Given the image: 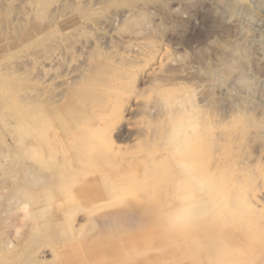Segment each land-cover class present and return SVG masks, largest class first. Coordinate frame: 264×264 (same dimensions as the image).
Instances as JSON below:
<instances>
[{"label": "rangeland", "instance_id": "obj_1", "mask_svg": "<svg viewBox=\"0 0 264 264\" xmlns=\"http://www.w3.org/2000/svg\"><path fill=\"white\" fill-rule=\"evenodd\" d=\"M188 3L0 0V264H19L29 249L39 264H195L202 226L211 229L223 220L202 223L190 235L162 226V210L171 201L155 165L167 158L169 121L180 114L205 124L199 127L195 157L202 171L219 183L225 207L227 181L230 171L234 173L236 217L223 229L242 225L243 192L252 184L255 188L264 154V141L248 144L244 130L248 113L264 122L258 82L264 78V38L255 34L248 42L251 14L238 12L239 24L224 32L208 21L214 0ZM226 42L235 43L236 50L233 58L221 62L215 52ZM125 43L146 52L134 57L124 52ZM150 47L157 54H149ZM244 48H250L251 58L240 84L233 80L239 74V49ZM115 59L131 62L132 69L119 82L124 88L114 102L104 107V122L92 127L104 143L90 136L91 127L73 115L70 105L93 82L95 64ZM158 62L163 73L157 76L156 71L147 79ZM211 65L218 67L215 73L208 70ZM81 128L87 132L82 153L75 152L72 139ZM27 172L42 182L26 183ZM51 172L61 177L57 186L51 183ZM135 206L146 211L143 217L134 213ZM202 241L207 249L213 245L207 238Z\"/></svg>", "mask_w": 264, "mask_h": 264}, {"label": "bare ground", "instance_id": "obj_2", "mask_svg": "<svg viewBox=\"0 0 264 264\" xmlns=\"http://www.w3.org/2000/svg\"><path fill=\"white\" fill-rule=\"evenodd\" d=\"M185 3L187 4L188 2L192 1L189 0L187 2V0H184ZM193 3V2H192ZM182 4V3H181ZM189 4V3H188ZM194 4V3H193ZM192 4V6H193ZM42 5V4H41ZM191 6V5H190ZM188 6V7H190ZM191 6V7H192ZM186 7V5H185ZM190 7V8H191ZM193 8V7H192ZM41 12V11H40ZM248 13L251 14L253 16V23H252V28L247 32L246 38L248 39L249 43H252L254 40V37L256 36L255 34H258L259 36H261L262 38H264V0H214V4L211 7V10L209 12V23L210 25L213 26H217V27H221L223 28V31L226 32L227 30H232L236 24L238 22L239 17L237 18V13ZM238 13V14H239ZM245 15V14H244ZM243 15V16H244ZM251 16V17H252ZM120 17V16H119ZM242 17V16H241ZM240 21V19H239ZM242 23V22H241ZM131 25V24H130ZM212 28V27H211ZM214 28V27H213ZM232 28V29H231ZM238 28V27H237ZM137 29V28H135ZM143 29V27H142ZM148 29V28H146ZM138 30V29H137ZM212 30V29H211ZM215 30V28H214ZM236 30V29H235ZM238 30V29H237ZM236 30V32H238ZM136 31V30H133ZM149 31V30H148ZM147 31V32H148ZM140 33V31H138ZM146 32L143 31V33H141L140 35H144V33ZM155 32V31H154ZM240 32H242L240 30ZM238 32V33H240ZM244 32V30H243ZM246 33V32H244ZM133 33V32H131ZM135 35L137 33L134 32ZM133 33V34H134ZM137 33V34H139ZM132 34V35H133ZM147 34V33H145ZM150 34V32H149ZM230 34V33H229ZM241 34V33H240ZM239 34V35H240ZM131 37L133 39H135L136 37ZM139 35V36H140ZM238 35V34H237ZM236 35V36H237ZM128 36V35H127ZM258 36V37H259ZM145 37V36H144ZM243 37V35H242ZM126 38V37H125ZM139 38V37H137ZM66 40V39H65ZM137 40V39H136ZM246 40V39H245ZM111 42V41H110ZM109 42V43H110ZM264 42V41H263ZM227 43V42H226ZM225 43V44H226ZM103 44H106L105 42ZM123 44V42H122ZM126 44V43H125ZM124 44V45H125ZM135 44V43H134ZM138 44H140L138 42ZM137 44V45H138ZM237 44V43H236ZM106 46V45H105ZM145 46V45H144ZM218 46V45H217ZM235 43H227L225 45L224 48H220L222 50H219L218 52H215L216 56L219 57V61H226L228 59L233 58V54L235 53ZM243 47H246L243 46ZM216 48V47H215ZM124 52L127 54H133L134 57L137 56H141L144 54L145 49L142 48H138V50H134L132 49V47L130 45H125L123 47ZM240 53L239 56H237L236 61L238 63L239 66V74H237L236 77H234V82L236 83H244L245 81V77L243 76V73L245 72V69L248 67V60H250V55H251V50L250 48H244V49H239ZM217 51V50H215ZM149 54H155L156 51H153L150 47V50L148 52ZM214 53V52H213ZM238 53V52H237ZM95 54V53H94ZM157 54V53H156ZM258 55V54H257ZM99 56V55H98ZM111 62H97L95 64V66L93 67V72H95L96 77L94 76L92 79L93 82L86 84L83 88V91L81 92V95L77 98V99H73L71 100V105H70V110L73 112V115L75 117H78L80 119H82V121L84 123H86L87 125H89L91 127V137L92 138H96L98 139L100 142H102V137H101V133H99L96 128V131L92 129V127L94 125H96L99 121H103L105 120V111H104V107L107 105L108 102H114L115 100V94L118 91H122V89L124 88L123 83L121 85H119V82H123L124 79L127 77L128 73L131 71L132 69V64L129 61H125L123 59L120 60H110ZM164 61V60H163ZM218 61V62H219ZM253 61V60H252ZM259 61V60H258ZM229 62V61H228ZM251 62V61H250ZM249 62V63H250ZM220 63V62H219ZM256 63V62H255ZM212 64V63H211ZM229 64V63H228ZM251 64V63H250ZM225 65V64H224ZM220 66V65H219ZM161 67V63L158 62V65L156 68L151 69L149 74H146L145 76L147 77V79L149 77H151V73L157 76H160L163 73V70L160 68ZM250 67V66H249ZM217 66L216 65H211L209 66L208 70L210 72H216L215 70H217ZM221 68V66H220ZM247 71V69H246ZM148 72V70L146 71ZM166 72V71H165ZM168 73H170L168 71ZM263 74V73H262ZM154 75V76H155ZM245 75V74H244ZM144 77V76H143ZM263 78V77H262ZM82 80V79H81ZM109 81H114L113 84H110ZM143 81V80H142ZM98 82V83H97ZM118 82V83H117ZM261 84V91H260V95H259V101L261 103H264V78L262 81H258ZM115 83H117L118 85H116ZM168 96V95H167ZM170 98V97H168ZM113 99V100H112ZM170 104V103H169ZM177 105V104H176ZM258 105V104H257ZM93 106V107H92ZM257 107V106H256ZM153 109V108H152ZM135 112V111H134ZM227 112V111H226ZM259 114V113H258ZM209 116V115H208ZM167 117V116H165ZM72 118V117H71ZM167 120V119H166ZM64 121V120H63ZM66 122V121H65ZM244 122H245V136H246V141L248 144H251L254 141H259L262 140L264 141V122H258L257 118L255 117V115H253L252 113H248L245 115L244 118ZM68 124V123H67ZM79 124V123H78ZM201 124V123H200ZM199 127L202 128L203 123L200 125ZM70 127V126H69ZM74 129V128H73ZM100 129V128H99ZM204 129V128H203ZM200 130V129H199ZM206 131V130H205ZM154 132V131H153ZM208 132V131H207ZM85 133L86 130L81 128L78 130V133L76 135H72V139H73V148L75 149V152L82 151V147H86L87 143L86 141H84L85 139ZM206 133V132H205ZM71 134V133H70ZM203 134V133H202ZM209 134V132L207 133ZM207 134L206 137L208 136ZM89 135V134H88ZM150 136V135H149ZM68 137V135H67ZM55 138V137H54ZM204 138V137H203ZM208 138V137H207ZM206 138V139H207ZM199 139V138H198ZM150 140V139H149ZM220 140V139H219ZM56 141V140H55ZM104 142V141H103ZM105 143V142H104ZM248 146V145H247ZM249 147V146H248ZM196 149H199L198 147ZM72 150V148H71ZM264 150V149H263ZM78 152V153H79ZM199 152V151H198ZM262 152V151H261ZM260 152V153H261ZM82 153V152H81ZM209 153V152H208ZM76 155V154H74ZM79 157V156H78ZM262 158L260 159V165H261V174L258 177L259 180L256 183V186H254L255 188L252 189V186L254 184H252V186H250L251 188H248L246 190H244L243 192V198L244 201L246 203V208L244 211V218H243V223L240 227H234V228H229V229H223L225 228L229 223H232L236 217L235 215V198H236V194H235V177H234V173L233 171H230V175H229V181H227L230 185L229 187V194H228V205L225 207L224 212L218 216L217 218L214 219V222H219L220 219L223 220V223L221 225H217L218 223L215 224V226H213L210 230L209 229H203L202 226V230L200 231V236H201V240L198 241L199 245H198V252L196 254V259H195V264H264V154H262L261 156ZM80 158V157H79ZM115 158H117L115 156ZM75 159V158H74ZM100 160V158H99ZM110 160V159H109ZM119 160V159H118ZM150 161V160H149ZM213 162V161H212ZM66 163V162H65ZM104 163V162H103ZM111 163V162H110ZM126 163V162H125ZM129 163V162H128ZM105 164V163H104ZM117 164V163H116ZM116 164H113L114 166ZM147 164V163H146ZM64 165V164H63ZM249 165V164H247ZM56 166V165H55ZM122 166V165H121ZM148 166V165H146ZM246 166V165H244ZM250 166V165H249ZM247 166V167H249ZM50 167V166H49ZM134 167V166H133ZM52 168V167H51ZM123 168V167H122ZM62 169V168H61ZM87 170V169H86ZM150 170V169H149ZM152 170V169H151ZM156 170V169H155ZM57 171V170H56ZM25 172V171H24ZM34 173V172H32ZM74 173V172H73ZM81 174H83L81 171L79 172ZM87 173V172H86ZM51 177V183L52 181L55 183L54 185L57 186V184L62 181L60 180V178L56 175V173H48ZM66 173H64L65 175ZM129 171H128V177H129ZM255 174V173H254ZM31 173L25 175L24 181L28 184L31 183V185H33V181H35L37 184H39L38 182H42V178H36L37 181L35 180V177L37 176L35 174V177H30ZM34 175V174H33ZM61 175V174H60ZM64 175L62 174V176L64 177ZM74 175V174H73ZM72 175V176H73ZM76 175V174H75ZM107 175V174H106ZM149 175V174H147ZM23 176V177H24ZM96 176V175H95ZM131 176V175H130ZM158 176V175H157ZM242 176V175H241ZM40 177V176H39ZM79 177V176H78ZM82 177V176H81ZM80 177V178H81ZM65 178V177H64ZM127 178V176H126ZM40 179V180H39ZM50 179V178H49ZM47 179V180H49ZM75 179V178H74ZM86 179V178H85ZM218 179V178H217ZM156 180V179H154ZM242 180V178H241ZM250 180V179H249ZM253 181L255 180L252 179ZM44 181V180H43ZM83 181V180H82ZM95 181V180H94ZM34 182V183H35ZM47 182V181H46ZM50 182V180L48 181ZM64 182V181H63ZM131 182V181H130ZM129 182V183H130ZM255 182V181H254ZM50 183V184H51ZM94 183V182H93ZM97 185V182L94 183ZM93 184V185H94ZM151 184V181H150ZM53 185V184H52ZM53 185V186H54ZM66 185V184H64ZM79 185V184H78ZM82 185V184H81ZM153 185V184H152ZM162 185V184H161ZM71 186V185H70ZM95 186V185H94ZM110 186V185H109ZM62 187L64 188V186L62 185ZM72 187V186H71ZM76 187H78L76 185ZM82 187V186H81ZM126 187V186H125ZM106 188V187H104ZM148 188V187H147ZM223 188V187H222ZM70 189V188H69ZM68 190V189H67ZM112 190V189H110ZM131 190V189H129ZM70 191V190H69ZM68 191V192H69ZM73 191V190H72ZM105 191V190H104ZM149 191V190H148ZM154 191V189H153ZM222 191V190H221ZM111 192V191H110ZM71 193V192H70ZM111 194V193H110ZM138 194V193H137ZM98 195V194H97ZM104 195V194H103ZM106 195V194H105ZM104 195V196H105ZM99 196V195H98ZM101 196V195H100ZM225 196H223L224 198ZM13 199V198H12ZM127 200V199H126ZM145 200V199H144ZM169 200V199H168ZM136 201V200H135ZM147 201V200H146ZM141 202V200H140ZM152 202V201H149ZM2 203H5L2 202ZM117 203V202H116ZM115 203V204H116ZM120 203V202H119ZM123 203V202H122ZM113 203V205H115ZM130 204V203H129ZM145 204V203H144ZM143 204V205H144ZM150 204V203H149ZM153 204V203H152ZM112 205V206H113ZM119 205V204H116ZM128 205V204H127ZM146 205V204H145ZM166 205V203H165ZM111 206V205H110ZM132 206V205H131ZM163 206V205H161ZM128 207V206H126ZM134 207V206H133ZM136 207V206H135ZM140 207L142 208L143 206L140 205ZM155 207H156V203H155ZM129 208V207H128ZM139 207L134 208V213L140 217H143L145 215V212L143 209H141ZM146 208V207H145ZM149 208V207H148ZM126 209V208H125ZM160 210V209H158ZM75 211V210H74ZM73 211V212H74ZM112 211V210H111ZM150 211V210H149ZM161 211V210H160ZM1 212V211H0ZM111 213V212H110ZM108 213V214H110ZM116 213V212H115ZM132 213V212H131ZM160 213V212H159ZM156 214V213H155ZM112 215V214H111ZM119 215V214H118ZM121 215V214H120ZM125 215V214H124ZM148 215V214H146ZM106 216V215H105ZM117 216V215H116ZM157 216V215H156ZM123 217V216H120ZM117 217V218H120ZM89 218V217H88ZM87 218V219H88ZM109 218L111 219L112 216H109ZM116 218V217H115ZM127 219V217H125ZM124 218V219H125ZM137 218V217H135ZM154 218V217H153ZM156 218V217H155ZM91 219V218H90ZM123 219V218H122ZM125 219V220H126ZM129 219V218H128ZM139 219V217L137 218ZM160 219V218H159ZM107 220V218H106ZM114 221V216L113 219H111ZM118 220V219H117ZM116 220V221H117ZM131 220V219H130ZM145 221V219H143ZM150 220V218H149ZM155 220V219H154ZM88 221V220H87ZM119 221H121L119 219ZM108 222V220H107ZM118 222V221H117ZM131 222V221H130ZM137 222V220H136ZM147 222V221H146ZM213 222V221H212ZM110 223V222H109ZM112 223V222H111ZM115 223V222H114ZM119 223V222H118ZM138 223V222H137ZM121 224V223H119ZM159 224V223H158ZM111 225V224H110ZM109 225V227H110ZM141 225V223H140ZM149 225V223L147 224ZM155 225V224H154ZM161 225V224H160ZM159 225V226H160ZM84 226V225H83ZM114 226V225H112ZM119 226V225H118ZM143 226V225H142ZM146 226V225H145ZM150 226V225H149ZM163 226V225H162ZM89 227V226H88ZM140 227V226H138ZM112 228V227H111ZM150 228V227H149ZM159 228V227H158ZM157 230H161L158 229ZM200 228V227H198ZM143 230V228H142ZM156 230V229H155ZM152 231V230H151ZM160 233V231H158ZM198 232V231H197ZM70 233V232H69ZM155 233V232H154ZM157 233V232H156ZM162 234V233H161ZM160 234V235H161ZM166 233H163L161 237H163V235H165ZM170 234V233H169ZM180 234V233H179ZM189 234V232H188ZM187 234V236H188ZM122 235V234H121ZM148 235V234H147ZM144 235V238L145 236ZM168 235V234H167ZM173 235V234H172ZM177 235V234H176ZM175 235V236H176ZM190 235V234H189ZM194 235V234H191ZM151 236V235H150ZM174 236V238H175ZM181 236L183 237L184 235L181 234ZM195 236V235H194ZM158 237V236H157ZM171 238V236H169ZM168 237V238H169ZM193 236H191L192 238ZM71 238V237H70ZM160 238V236H159ZM168 238H163L164 239V243H165V239ZM199 238V237H198ZM207 238L208 243H213L212 248L211 246L209 247V249H207L204 246V242L202 241V239ZM132 239V238H130ZM143 239V238H142ZM147 239V238H146ZM154 239V238H153ZM158 239V238H157ZM162 238H160L161 240ZM173 240V238H171ZM188 239V238H187ZM190 239V238H189ZM211 239V241L209 240ZM159 240V241H160ZM172 240L170 242H172ZM175 240V239H174ZM180 240V239H178ZM186 240V239H184ZM147 241V240H145ZM168 241V242H169ZM130 242V241H129ZM150 242V241H149ZM147 242V243H149ZM152 242V241H151ZM166 242V243H168ZM175 242V241H174ZM173 242V243H174ZM180 242V241H179ZM126 243V242H125ZM131 243V242H130ZM179 244V243H178ZM186 244V243H185ZM129 245V244H128ZM140 245V244H139ZM151 245V244H150ZM159 245H162L161 243H159ZM173 245V244H172ZM135 246V245H134ZM134 246H130V247H134ZM138 246V245H137ZM163 246V245H162ZM152 247V246H151ZM177 248V247H176ZM146 249V248H145ZM149 249V248H148ZM155 251V250H154ZM169 251V250H168ZM175 251V250H174ZM196 251V250H195ZM136 252V251H135ZM143 252V251H142ZM150 253V252H149ZM157 253V251L155 252ZM138 254V253H137ZM154 254V253H153ZM178 254V253H177ZM133 255H135L133 253ZM144 256V255H143ZM160 257V256H159ZM98 258V257H96ZM95 258V259H96ZM132 259V258H131ZM131 259H129L131 261ZM165 259V257H164ZM177 259V258H176ZM148 260V259H147ZM151 260V259H150ZM161 260V259H160ZM169 260V259H168ZM19 264H39V258L36 256V252L33 251L32 249L30 250H26L24 252H22V254L20 255L19 259ZM112 261V260H111ZM127 261V260H126ZM133 261V260H132ZM15 262V261H14ZM128 262V261H127ZM173 262V261H172ZM118 263V262H117ZM129 263V262H128ZM167 263V262H166ZM174 263V262H173ZM188 263V262H187ZM15 264V263H14ZM100 264V263H99ZM135 264V263H134ZM143 264V263H142Z\"/></svg>", "mask_w": 264, "mask_h": 264}, {"label": "clouds", "instance_id": "obj_3", "mask_svg": "<svg viewBox=\"0 0 264 264\" xmlns=\"http://www.w3.org/2000/svg\"><path fill=\"white\" fill-rule=\"evenodd\" d=\"M168 127L164 141L167 158L155 165L171 201L162 210L161 223L168 232L183 233L220 216L225 203L219 183L202 171L195 157L198 122L180 114L170 119Z\"/></svg>", "mask_w": 264, "mask_h": 264}]
</instances>
